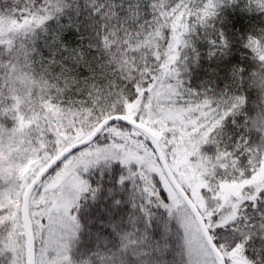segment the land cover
I'll return each mask as SVG.
<instances>
[{"label":"snow or ice","instance_id":"6c2138e0","mask_svg":"<svg viewBox=\"0 0 264 264\" xmlns=\"http://www.w3.org/2000/svg\"><path fill=\"white\" fill-rule=\"evenodd\" d=\"M0 264H264V0H0Z\"/></svg>","mask_w":264,"mask_h":264}]
</instances>
